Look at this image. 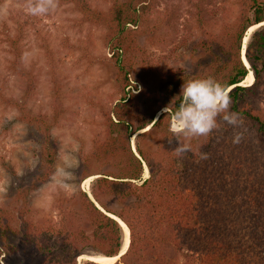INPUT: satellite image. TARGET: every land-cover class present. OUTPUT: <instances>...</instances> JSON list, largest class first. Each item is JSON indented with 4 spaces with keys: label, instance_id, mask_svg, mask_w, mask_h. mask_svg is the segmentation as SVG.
I'll list each match as a JSON object with an SVG mask.
<instances>
[{
    "label": "trees",
    "instance_id": "trees-1",
    "mask_svg": "<svg viewBox=\"0 0 264 264\" xmlns=\"http://www.w3.org/2000/svg\"><path fill=\"white\" fill-rule=\"evenodd\" d=\"M50 1L85 3L81 8L91 23H106L116 79L124 91L140 81L144 103L138 105L137 94L126 92L107 116L105 135L87 159L110 170L94 181V201L81 192L80 210L64 212L57 234L49 235L54 241L43 264H79L87 247L107 257L118 255L124 233L109 214L130 231L129 249L114 264H264V0H239L237 16L225 19L218 30L220 19L211 7L197 4L198 11L185 24L190 34L179 43L184 52L169 56L173 63L183 59L182 64L170 63L165 72L151 56L129 54L131 44L135 51L138 46L129 40L128 27L141 19L133 0H108L113 5L107 13L92 11L85 0ZM186 58L196 64L185 66ZM250 70L254 82L240 85ZM157 76L168 85L148 89ZM190 86L226 95L209 105L200 91L187 93ZM160 93L166 102H159ZM14 105L24 120L39 122L25 114V104ZM174 120L184 125L173 129ZM46 136L41 157L48 178L58 151L49 131ZM109 199L117 200V208ZM30 233L29 244L42 249L40 235ZM158 247L171 258L148 255Z\"/></svg>",
    "mask_w": 264,
    "mask_h": 264
},
{
    "label": "rangeland",
    "instance_id": "rangeland-1",
    "mask_svg": "<svg viewBox=\"0 0 264 264\" xmlns=\"http://www.w3.org/2000/svg\"><path fill=\"white\" fill-rule=\"evenodd\" d=\"M50 2L0 0V264H43L45 250L54 241L49 235L57 234L64 212L79 211L81 192H90L93 198L94 181L110 170L106 164L87 159L105 135L107 116L126 92L137 94L138 105L144 103L140 81H132L137 87L124 91L116 79L106 23H91L81 8L85 3ZM85 2L94 12L107 13L113 5L108 0ZM200 2L220 19L216 30L239 12V0H133L141 19L137 26L128 27L129 40L138 46L135 51L131 44L129 54L136 59L147 54L165 72L174 62L171 52L178 56L184 52L179 43L190 34L185 24ZM182 60L173 64L181 65ZM185 62L189 68L196 64L190 58ZM159 81V76L152 78L148 89L165 82ZM166 101L165 95L159 99ZM14 102L25 104V114L39 122L24 120ZM179 123L174 120L172 128ZM47 131L58 151L48 178L41 157ZM136 142L132 138L135 152ZM89 177L94 178L86 189ZM108 203L117 208L116 199ZM28 232L40 235L37 242L42 249L29 244ZM153 254L171 258L161 247L151 248L148 255ZM92 255L101 254L87 247L78 263Z\"/></svg>",
    "mask_w": 264,
    "mask_h": 264
},
{
    "label": "bare ground",
    "instance_id": "bare-ground-1",
    "mask_svg": "<svg viewBox=\"0 0 264 264\" xmlns=\"http://www.w3.org/2000/svg\"><path fill=\"white\" fill-rule=\"evenodd\" d=\"M259 26H261V24H258V25H255V26H252L248 33L247 34H250L251 32H253L256 28H258ZM248 37L246 36V40ZM247 42V41H246ZM245 51L243 50V60L245 62V64L250 67L249 65V62L247 61L246 57H245ZM254 73L252 70L249 71L247 77L245 78V80L240 84V85H251L253 82H254ZM201 89L199 87H196V86H190L188 88V93L189 92H193V91H200ZM205 99H206V102L207 104L209 105H215L217 104L220 100H221V96H217V95H214V94H210V93H206L205 92ZM165 110V109H164ZM184 123L182 121H180L179 123V127L178 128H175L176 130H179ZM144 130L142 131H139L140 133L143 132ZM138 133V132H137ZM135 138V136L133 137ZM145 177L147 178L148 177V169L146 168L145 169V173H144ZM94 177H89L85 182L84 184L87 186L86 189H89V184L90 182L92 181ZM90 193V192H89ZM92 194V193H91ZM90 195V194H89ZM92 198V197H91ZM110 213V212H109ZM109 216H111L112 218H116L118 219L116 216L112 215V214H109ZM119 220V219H118ZM124 222V221H123ZM123 222H120L121 223V227L123 229V233H124V241H123V246H122V254H125L130 246V231H129V228L128 226H126ZM82 258V257H80ZM118 256H114V257H107V256H104V255H92V256H89L87 258L88 261H93V262H96V263H99V264H114L117 262L118 260Z\"/></svg>",
    "mask_w": 264,
    "mask_h": 264
},
{
    "label": "water",
    "instance_id": "water-1",
    "mask_svg": "<svg viewBox=\"0 0 264 264\" xmlns=\"http://www.w3.org/2000/svg\"><path fill=\"white\" fill-rule=\"evenodd\" d=\"M199 88H200V87H199ZM200 89H201V88H200ZM200 92H201V93H203V94H204V96H205V92H204L202 89L200 90ZM225 95H226V93H225L224 95H222V96H221V99H222V98H223ZM89 196H90V195H89ZM91 199L94 201V199H93V198H91ZM114 216H115V215H114ZM116 217H117V216H116ZM117 218H118L119 220H118V219H116V218H114V219H116V220H117L119 223H120V222H123V221H122V220H121L119 217H117ZM123 223H124V222H123ZM124 224H125V223H124ZM120 225H121V223H120ZM125 225H126V224H125ZM126 226H127V225H126ZM128 249H129V248H128ZM121 251H122V250H121ZM121 251H120V253H119L118 255H116V256H118V257H119L118 259H120V258H121V257L124 255V254H122V252H121Z\"/></svg>",
    "mask_w": 264,
    "mask_h": 264
},
{
    "label": "clouds",
    "instance_id": "clouds-1",
    "mask_svg": "<svg viewBox=\"0 0 264 264\" xmlns=\"http://www.w3.org/2000/svg\"><path fill=\"white\" fill-rule=\"evenodd\" d=\"M89 194V193H88ZM91 197V196H90Z\"/></svg>",
    "mask_w": 264,
    "mask_h": 264
}]
</instances>
